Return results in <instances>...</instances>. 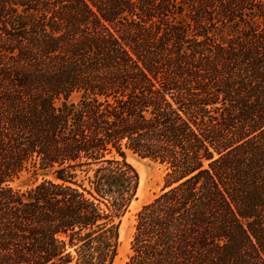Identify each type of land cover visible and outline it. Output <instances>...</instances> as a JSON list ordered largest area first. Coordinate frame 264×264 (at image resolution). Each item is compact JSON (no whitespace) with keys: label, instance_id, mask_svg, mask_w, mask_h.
Listing matches in <instances>:
<instances>
[{"label":"trees","instance_id":"16d2710c","mask_svg":"<svg viewBox=\"0 0 264 264\" xmlns=\"http://www.w3.org/2000/svg\"><path fill=\"white\" fill-rule=\"evenodd\" d=\"M126 151L125 264H264V0H0V264H113Z\"/></svg>","mask_w":264,"mask_h":264},{"label":"rangeland","instance_id":"374dc122","mask_svg":"<svg viewBox=\"0 0 264 264\" xmlns=\"http://www.w3.org/2000/svg\"><path fill=\"white\" fill-rule=\"evenodd\" d=\"M126 159L139 175V185L135 197L132 199L127 211L121 218L120 236L117 255L113 264H125L131 252L130 244L134 232L136 212L142 205L151 201L165 186L166 166L149 158H141L130 151H126ZM43 177H51L48 172L36 170L28 171L10 183L15 190H25Z\"/></svg>","mask_w":264,"mask_h":264}]
</instances>
